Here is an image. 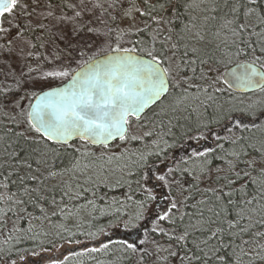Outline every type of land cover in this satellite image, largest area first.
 <instances>
[{
	"label": "trees",
	"instance_id": "obj_1",
	"mask_svg": "<svg viewBox=\"0 0 264 264\" xmlns=\"http://www.w3.org/2000/svg\"><path fill=\"white\" fill-rule=\"evenodd\" d=\"M38 1L50 9L73 12L68 0ZM24 2L15 0L10 10L18 25L12 39L25 37L39 48L50 35L47 24L33 27L22 20L18 6L27 8ZM123 13L127 26L141 32L137 38L146 54L152 55V39H162L164 29L175 55L180 49L190 50L200 67L219 72L218 84L205 78L211 94L209 85L203 83L202 91L190 100L189 92L199 84L194 80L185 87L188 79L184 83L175 80L174 89L157 108L129 122L131 134L138 137L136 147L144 143L147 133L152 136L154 153H136L131 141L122 162L117 157L108 160L109 156L98 155L92 147L76 151L45 141L29 122L31 99L21 102L24 95L0 87V264H42L43 252L49 257L58 246L69 251L61 264H144L148 258L152 264H264V105L258 110L235 104L220 107L230 103L220 77L226 66L250 61L264 69V0H127L117 15L110 14L109 26L105 20V32L109 29L116 40ZM101 24L92 26L79 19L72 30L86 33L83 41L91 42L97 40ZM194 31L201 39H194ZM234 34L233 42L224 41ZM65 47L64 55L70 56L74 48ZM78 53L85 61L93 57L83 48ZM219 55L231 63H220ZM231 117L252 123L248 122L249 131L243 135L246 139L225 146L218 135L219 152L203 159L200 168L153 173L158 165L166 166L184 140L180 136L191 133L196 123L223 128ZM134 150L139 156L132 158ZM151 164L154 182L177 189L179 201H184L183 217L178 219L180 210L170 221L156 220V235L163 237V244L146 239V250L139 252L131 241L111 236L119 225H127L125 213L137 209L132 199L122 200L119 192L146 182ZM101 235L109 239L105 248H96L91 256L74 251L80 243L97 241ZM51 259L50 264H59V256Z\"/></svg>",
	"mask_w": 264,
	"mask_h": 264
},
{
	"label": "water",
	"instance_id": "obj_2",
	"mask_svg": "<svg viewBox=\"0 0 264 264\" xmlns=\"http://www.w3.org/2000/svg\"><path fill=\"white\" fill-rule=\"evenodd\" d=\"M11 4L12 0H0V13ZM224 81L237 93H252L264 86V73L252 63H242L229 68ZM169 87L158 63L134 52H111L80 67L64 84L40 92L29 119L50 143L85 140L107 146L123 138L128 119H139Z\"/></svg>",
	"mask_w": 264,
	"mask_h": 264
},
{
	"label": "rangeland",
	"instance_id": "obj_3",
	"mask_svg": "<svg viewBox=\"0 0 264 264\" xmlns=\"http://www.w3.org/2000/svg\"><path fill=\"white\" fill-rule=\"evenodd\" d=\"M68 1L69 3L67 6L73 10L72 14H66L58 9H50L47 5L38 0H25V2L28 3L27 8L23 7V5L18 6L21 13V19L26 22H30L31 26L42 27L44 24H47L45 29L50 35L41 42L39 48L34 47L33 42L25 37L12 39L13 34L18 31L15 13L11 12L5 16L2 24H0V83L2 84V89L13 91V95L18 94L20 97L24 95L25 98L21 97L23 98L21 102L25 100L29 101L30 99L32 101L33 95L37 92L66 81L69 78L71 71L76 70L83 63L84 55L78 53L79 49L83 48L87 54L97 56L107 53L112 44L116 49L132 48L135 46L133 35H135V37L141 36V32L137 30V27L132 26L129 28L127 26L124 21V13L122 14L120 20L121 27L118 28V41L114 43L115 39L112 38L109 29L105 32L107 25L105 20L108 22L110 14L117 15L119 9L125 6L127 0ZM101 8L107 9L108 12L103 10L100 11ZM129 10L130 6L127 4L125 8L126 13H128ZM79 19L83 20L85 23H90L92 26L93 24L97 25V23H103L97 28V40L86 42L83 41L86 33L78 32V35L73 32L72 25L75 20ZM109 25L110 23L108 22V26ZM123 29L125 31L130 30L132 32V36L121 37ZM192 36L194 39H201V35L197 31H194ZM235 38L236 34L228 35L224 41L233 42ZM137 39L139 41V38ZM68 44H71L74 49L70 51V56H65V51H67L65 46ZM205 46L210 47L209 45ZM68 48L70 50V47ZM145 48L151 49V47H147L146 43ZM39 49H42V52H39ZM233 56L234 54L230 57ZM218 61L223 64L231 63L230 61H226L221 55H219ZM197 96L198 94L194 95L193 98L195 99ZM228 100L230 103L227 102L228 104H221L220 107L226 108L229 107L230 104H235L242 108L247 106V108L258 110L259 107L264 105V90L258 94L244 97L229 95ZM188 103L193 104V102L189 100ZM146 134L147 133L144 134L146 137L143 141L145 144H140L141 146L138 148L136 147L138 145L134 143L135 140H138V137H134V135L130 132L128 137L123 142H117L111 145V147H108L107 150H101L100 153L95 151V153L98 155L109 156L110 158L108 160H113L117 157V159H120V162H122L123 158L126 156L125 153L129 152L125 142H130L132 140L136 153L142 152L141 155L143 156V154L147 151L152 154L154 153L152 149V136ZM82 145L75 143L69 149L76 151L86 150V148ZM158 147V145L155 146L156 150H158ZM135 150L131 152L132 158L139 156L135 153ZM183 202L184 201L180 202L178 199L174 203L175 212H171L165 221H170L172 217L177 216L176 213L178 214L180 210L181 211L178 216L183 214ZM135 216V210L130 214V217L124 216V219H127V224L130 227L134 226L136 223L133 222ZM182 217L180 216L178 219L182 220ZM152 240L156 241V244L160 243V245H162L163 243L161 242H163L164 239L163 237L157 238V235H154L152 236ZM60 251L61 248L58 246L51 250L49 254H57ZM93 251L97 252L98 250L96 248H91L85 252L91 256ZM77 257L78 256H76L73 260ZM156 259L157 257H155V260ZM148 262L149 258L146 260V263Z\"/></svg>",
	"mask_w": 264,
	"mask_h": 264
},
{
	"label": "flooded vegetation",
	"instance_id": "obj_4",
	"mask_svg": "<svg viewBox=\"0 0 264 264\" xmlns=\"http://www.w3.org/2000/svg\"><path fill=\"white\" fill-rule=\"evenodd\" d=\"M165 32L166 31L163 29L162 34H164V37L162 39H152V59L160 63L170 81H172V79H180L181 82L184 83L185 80L188 79L189 81L187 80L184 84L185 87L189 86V84L194 80L195 83L199 84L196 90L190 91L188 89L190 91L188 94V99H194V95L199 94L202 91L203 83H205L204 85H209L208 93L211 94V85L208 82H205L207 81L205 78H210L215 84H218V73L212 72L210 70L207 71L205 68L200 67L198 63H196V60L194 59V56L190 50L180 49L177 55H175V53L167 45L169 40H167L168 37L167 33ZM159 35L160 33L158 36ZM204 72H206V75ZM184 86L182 90L186 91ZM172 89H174L173 82L169 93L172 91ZM225 89L229 92L228 94L236 95V93L232 92V90L226 86ZM214 90H218V87H215ZM165 98L152 107V110L157 108V106H159L165 100ZM229 120L231 121L225 124L223 128L207 123L204 125L202 123H196L195 129H193L191 133L180 136L181 139L184 138V140L172 151V157L169 158V160L165 163L166 166L163 167L162 165H158L153 173H161L162 171H166V173L170 174L173 172L183 171L185 170V167H187L186 171H189L192 168L198 169L200 168L199 165H202L203 159L209 160L214 158L219 152L221 146L219 137L224 140L223 145L225 146H229L227 144H230V142L233 144L232 142H239L243 138L246 139V137L243 135H246L249 131L248 127L250 126L248 125V122L250 121L246 122L244 120H236L233 117H231ZM262 121L264 123V119H262ZM130 142L128 141L127 144L125 143L129 149L131 148L129 144ZM168 145H170L169 142ZM146 171V182L133 184V189L129 192H126L124 189H121V192H119V196L122 200L125 201L132 199L134 204H137L134 221L136 222L135 225L129 227V225L127 226L125 224H121L118 226L116 233H113L111 236L112 238L121 237L131 241L137 246L136 248L139 252L146 250L143 248L144 240H150L152 236L156 235V229L154 225L156 220H164L171 214V212H175L174 203L179 198V193L177 192L175 186L171 185L167 188L154 182V177H152V164L149 166V169H146ZM185 186L190 187L191 185L188 184ZM203 191L204 187L199 190L198 194L201 196V192ZM126 216L130 217V214L125 213V217ZM124 221H127V219H124ZM100 239L101 240L97 243L95 248L103 249L105 248L109 239L105 235H101ZM152 241L154 242V240ZM86 250L88 249L83 248L79 249L78 251L85 252ZM68 253V250L61 252L58 259L59 264L63 263L62 261L66 258L63 257V255ZM43 255L44 257L41 259L42 264H50V260H52L51 258L57 256L53 254L52 256L47 257L45 252H43ZM82 264L102 263L90 262ZM144 264H152V262Z\"/></svg>",
	"mask_w": 264,
	"mask_h": 264
}]
</instances>
